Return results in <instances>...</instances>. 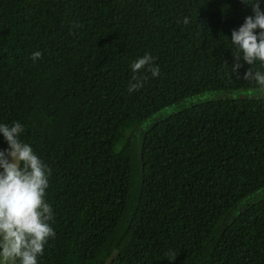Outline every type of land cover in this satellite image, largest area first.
Returning a JSON list of instances; mask_svg holds the SVG:
<instances>
[{"label": "trees", "instance_id": "obj_1", "mask_svg": "<svg viewBox=\"0 0 264 264\" xmlns=\"http://www.w3.org/2000/svg\"><path fill=\"white\" fill-rule=\"evenodd\" d=\"M249 15L242 0H0V124L19 121L51 169L37 264H264V99L251 65L231 73ZM145 53L160 74L130 94Z\"/></svg>", "mask_w": 264, "mask_h": 264}, {"label": "clouds", "instance_id": "obj_2", "mask_svg": "<svg viewBox=\"0 0 264 264\" xmlns=\"http://www.w3.org/2000/svg\"><path fill=\"white\" fill-rule=\"evenodd\" d=\"M242 3L250 5L253 15L245 17L244 23L231 32L234 49L231 73L239 76L241 59L251 65L243 79L254 81L264 99V72L255 70L257 61L264 67V9L261 0H242ZM183 22L190 23L188 17ZM41 57L40 51L31 54L33 62ZM154 59L145 53L131 62L134 82L129 83L130 94L143 87V79L137 75L140 70L150 72L153 77L160 74ZM22 131L19 121L11 126L0 124V133L8 145L0 150V264H37V257L43 255L48 240L55 238L49 223L53 220L52 206L45 200L51 169L20 139ZM167 258L175 260L176 255Z\"/></svg>", "mask_w": 264, "mask_h": 264}, {"label": "water", "instance_id": "obj_3", "mask_svg": "<svg viewBox=\"0 0 264 264\" xmlns=\"http://www.w3.org/2000/svg\"><path fill=\"white\" fill-rule=\"evenodd\" d=\"M260 192L262 193L263 190H260ZM252 199V197H248L247 199H245L239 206L242 207L243 205L249 206L250 205V200Z\"/></svg>", "mask_w": 264, "mask_h": 264}, {"label": "rangeland", "instance_id": "obj_4", "mask_svg": "<svg viewBox=\"0 0 264 264\" xmlns=\"http://www.w3.org/2000/svg\"><path fill=\"white\" fill-rule=\"evenodd\" d=\"M229 95H232L231 92H221L219 96L228 97ZM167 111V110H166ZM168 112V111H167ZM2 171V169H0ZM65 264H71L70 261L66 262Z\"/></svg>", "mask_w": 264, "mask_h": 264}]
</instances>
